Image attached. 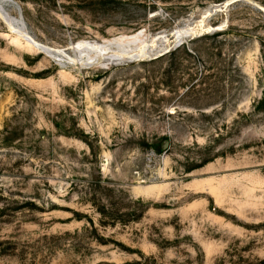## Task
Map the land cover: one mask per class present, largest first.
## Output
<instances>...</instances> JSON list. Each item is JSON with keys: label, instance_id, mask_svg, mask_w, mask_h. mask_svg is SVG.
Returning <instances> with one entry per match:
<instances>
[{"label": "rangeland", "instance_id": "374dc122", "mask_svg": "<svg viewBox=\"0 0 264 264\" xmlns=\"http://www.w3.org/2000/svg\"><path fill=\"white\" fill-rule=\"evenodd\" d=\"M0 264H264V0H0Z\"/></svg>", "mask_w": 264, "mask_h": 264}, {"label": "trees", "instance_id": "16d2710c", "mask_svg": "<svg viewBox=\"0 0 264 264\" xmlns=\"http://www.w3.org/2000/svg\"><path fill=\"white\" fill-rule=\"evenodd\" d=\"M68 3H77L79 6H84V8L91 2H98V3H112L116 5L120 4H127L131 3L132 0H63ZM145 2L147 0H144ZM172 0H153V3L155 4H171Z\"/></svg>", "mask_w": 264, "mask_h": 264}, {"label": "bare ground", "instance_id": "6f19581e", "mask_svg": "<svg viewBox=\"0 0 264 264\" xmlns=\"http://www.w3.org/2000/svg\"><path fill=\"white\" fill-rule=\"evenodd\" d=\"M125 46H129V45H125ZM120 47H121V44H117V43H111V44L107 45L105 48H100V49L96 48L94 45H83L82 47H80L81 50H78V52L84 53L86 55H91V54H98L100 52H107L110 49H114V48L120 49Z\"/></svg>", "mask_w": 264, "mask_h": 264}]
</instances>
